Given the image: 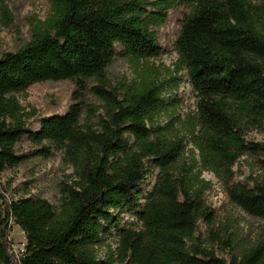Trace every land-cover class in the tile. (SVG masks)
I'll list each match as a JSON object with an SVG mask.
<instances>
[{"label": "trees", "instance_id": "16d2710c", "mask_svg": "<svg viewBox=\"0 0 264 264\" xmlns=\"http://www.w3.org/2000/svg\"><path fill=\"white\" fill-rule=\"evenodd\" d=\"M48 2L50 14L31 24L30 39L0 53V264H264V237L228 258L189 246L200 221L212 223L219 210L207 200L212 182L205 171L231 203L264 220V181L235 180L234 170L245 155L264 163V142L247 138L264 132V3ZM177 11L175 71H186L195 95V110L179 131L177 118L158 122L173 105L162 85L143 79L121 90L108 76L117 58L148 62L169 53L161 29ZM48 81H72L74 102L33 130L19 96ZM88 88L103 104L84 118ZM24 139L35 146L30 154L19 152ZM57 152L73 169L58 207L41 196L5 197L6 170ZM12 222L26 237L20 252L9 237Z\"/></svg>", "mask_w": 264, "mask_h": 264}, {"label": "rangeland", "instance_id": "374dc122", "mask_svg": "<svg viewBox=\"0 0 264 264\" xmlns=\"http://www.w3.org/2000/svg\"><path fill=\"white\" fill-rule=\"evenodd\" d=\"M257 5L264 0H253ZM1 6H6L10 15L4 14ZM50 14L48 0H0V53L16 51L18 46L30 39L31 24L37 20H46ZM181 12L171 14L166 26L161 29V44L169 46L170 52L148 62H138L126 58H117L108 67V76L113 85L123 89L128 85L138 86L143 79L152 80L164 88V98L168 110L158 122L169 124L174 118L176 131L182 129L180 120L195 110V95L188 81L186 71L177 73L175 61L177 54L171 45L178 35ZM95 82L88 83L89 88ZM89 88L82 94L85 108L84 118L92 112L90 107L102 106L103 102L95 97ZM76 86L72 81H48L35 84L19 96L25 110L32 114L28 120L31 129L38 128L39 121L54 113L63 114L74 102L73 96ZM102 110L99 111V113ZM181 118V119H180ZM93 123L96 117L91 118ZM249 140L264 142L262 129H255L247 135ZM192 145H189L191 148ZM20 154H30L35 146L27 139L19 144ZM235 180L264 181V163L251 155L243 156L235 165ZM73 169L65 164L61 152H57L49 159L32 157L20 166L6 170L1 177L2 191L6 198L13 200L29 196H41L58 207L61 199L63 183H71ZM203 177L212 182L211 190L207 193V200L218 208V214L212 223L200 221L196 237L189 242V246L201 250H211L219 257L228 258L234 253H243L264 237V220L252 217L241 208L231 203L219 179L211 172L205 171ZM155 180L151 176L142 186L149 190ZM128 215L125 216L127 220ZM15 252L23 250L26 237L23 230L12 222L9 234ZM112 238H108V242ZM115 247V244H113ZM100 256L106 253V247L100 250Z\"/></svg>", "mask_w": 264, "mask_h": 264}]
</instances>
